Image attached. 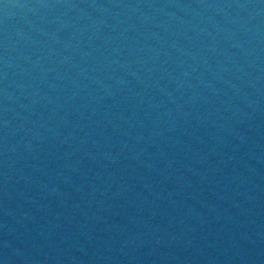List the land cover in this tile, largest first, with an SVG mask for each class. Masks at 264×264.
<instances>
[{
	"label": "water",
	"instance_id": "1",
	"mask_svg": "<svg viewBox=\"0 0 264 264\" xmlns=\"http://www.w3.org/2000/svg\"><path fill=\"white\" fill-rule=\"evenodd\" d=\"M0 264H264V0H0Z\"/></svg>",
	"mask_w": 264,
	"mask_h": 264
}]
</instances>
